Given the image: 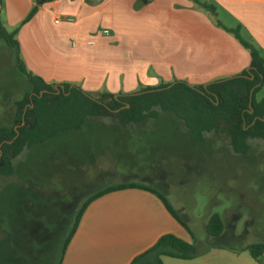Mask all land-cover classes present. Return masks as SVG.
<instances>
[{"label":"crops","instance_id":"1","mask_svg":"<svg viewBox=\"0 0 264 264\" xmlns=\"http://www.w3.org/2000/svg\"><path fill=\"white\" fill-rule=\"evenodd\" d=\"M203 1L216 7L225 28H240L243 39L264 55V0ZM3 3L4 24L16 29L35 0ZM58 10L74 22L55 24ZM18 41L32 73L49 84H78L86 92L105 87L112 94H132L174 79L204 86L238 76L251 63L249 52L234 36L217 27L191 0H55L21 26ZM258 95V100L264 98V88ZM151 181L137 183L163 194ZM223 222L225 231L216 240L228 234ZM168 234L193 242L156 195L141 189L110 193L87 207L62 264H132ZM251 245H218L191 261L165 258L163 263L263 264L264 255L255 261L248 253ZM142 264H154V260L148 258Z\"/></svg>","mask_w":264,"mask_h":264},{"label":"rangeland","instance_id":"2","mask_svg":"<svg viewBox=\"0 0 264 264\" xmlns=\"http://www.w3.org/2000/svg\"><path fill=\"white\" fill-rule=\"evenodd\" d=\"M32 91L16 68V52L0 41V128L12 126L16 103ZM105 92L104 87L89 93ZM120 94L125 93L115 95ZM143 134L149 139H138ZM249 143V153L241 156L217 131L194 142L172 113L127 129L111 114L88 119L80 131L25 151L15 161L16 174L0 177V264H59L86 199L106 187L143 180L167 196L198 246L211 251L218 245L264 244V141ZM214 214L228 225L220 240L206 231Z\"/></svg>","mask_w":264,"mask_h":264},{"label":"trees","instance_id":"3","mask_svg":"<svg viewBox=\"0 0 264 264\" xmlns=\"http://www.w3.org/2000/svg\"><path fill=\"white\" fill-rule=\"evenodd\" d=\"M53 1L35 0L21 26L31 21L44 4ZM191 1L197 9L213 17L217 27L233 35L249 52V69L238 76L204 86H194L185 81L161 82L157 87H142L132 94L105 92L94 97L75 84H49L27 68L18 41L21 26L13 31L6 28L2 17L4 3L0 0V41L16 52V68L33 87L31 94H26L16 103L12 126L0 128V177L10 178L16 174L15 161L25 151L42 148L65 133L80 131L88 119L102 118L107 114L113 115L118 124L127 129L146 119H157L161 113H172L185 123L194 142L201 143L207 134L217 131L226 136L232 151L241 156L249 153L250 139L264 141V98L258 100V94L264 88V55L258 47L243 39L240 28H225L213 4L203 0ZM127 189H141L156 195L193 238V243H188L175 235H165L132 264H142L148 258H152L154 264H164L165 258L191 261L208 252L203 244H196L188 225L162 193L141 183L128 182L106 187L86 199L64 242L59 264L63 263L68 245L87 207L104 195ZM206 230L209 237H220L225 231L222 217L212 215ZM248 253L253 260L259 261L264 255V244L249 246Z\"/></svg>","mask_w":264,"mask_h":264},{"label":"built area","instance_id":"4","mask_svg":"<svg viewBox=\"0 0 264 264\" xmlns=\"http://www.w3.org/2000/svg\"><path fill=\"white\" fill-rule=\"evenodd\" d=\"M62 22L72 23V22H74V19L71 18V17H68V18L64 19L63 16H62L61 11L58 10L56 12V15H55V18H54V23L58 25V24H61ZM90 44H92V43H90Z\"/></svg>","mask_w":264,"mask_h":264},{"label":"water","instance_id":"5","mask_svg":"<svg viewBox=\"0 0 264 264\" xmlns=\"http://www.w3.org/2000/svg\"><path fill=\"white\" fill-rule=\"evenodd\" d=\"M101 1H103V0H98V2H101ZM56 89H58V87H56Z\"/></svg>","mask_w":264,"mask_h":264}]
</instances>
